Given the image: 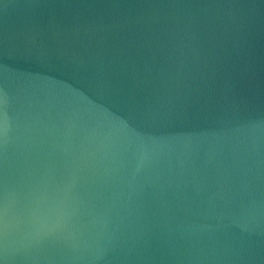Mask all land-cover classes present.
Here are the masks:
<instances>
[{"label":"water","instance_id":"1","mask_svg":"<svg viewBox=\"0 0 264 264\" xmlns=\"http://www.w3.org/2000/svg\"><path fill=\"white\" fill-rule=\"evenodd\" d=\"M0 264H264V0H0Z\"/></svg>","mask_w":264,"mask_h":264}]
</instances>
